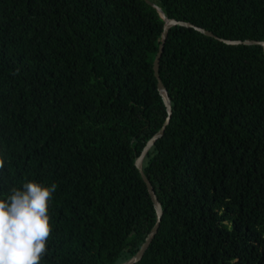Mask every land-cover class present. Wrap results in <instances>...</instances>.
I'll list each match as a JSON object with an SVG mask.
<instances>
[{
  "label": "trees",
  "instance_id": "16d2710c",
  "mask_svg": "<svg viewBox=\"0 0 264 264\" xmlns=\"http://www.w3.org/2000/svg\"><path fill=\"white\" fill-rule=\"evenodd\" d=\"M264 41V0H0V194L58 187L42 264H121L157 215L136 160L168 117L164 21ZM144 160L164 214L137 264H264V50L169 31Z\"/></svg>",
  "mask_w": 264,
  "mask_h": 264
},
{
  "label": "clouds",
  "instance_id": "9594fccd",
  "mask_svg": "<svg viewBox=\"0 0 264 264\" xmlns=\"http://www.w3.org/2000/svg\"><path fill=\"white\" fill-rule=\"evenodd\" d=\"M5 157L0 153V170ZM58 185L27 180L0 194V264H42L52 231L50 204Z\"/></svg>",
  "mask_w": 264,
  "mask_h": 264
},
{
  "label": "water",
  "instance_id": "95a60500",
  "mask_svg": "<svg viewBox=\"0 0 264 264\" xmlns=\"http://www.w3.org/2000/svg\"><path fill=\"white\" fill-rule=\"evenodd\" d=\"M148 4L153 6L158 11L161 18L164 21V28H163V33L161 36V43L159 46V51H158V53L155 57L154 63H153V69H154L155 77L157 79L158 91H159V94L162 97V100H163L164 105L166 107L168 117L165 121L163 128L147 143L146 147H144L142 153L140 154V156L136 160V167L139 169V171L141 173L143 181L145 182V184L147 186L149 195L151 197L152 203H153L154 208L156 210V215H157L156 223L153 226V228L151 229L148 236L146 237L145 242L142 244L139 251L132 258H130L128 261L123 262L121 264H137L138 262H140L142 260L146 251L148 250L149 246L151 245V243L153 242L154 238L156 237V235L159 231L161 221H162V217L164 214L162 205H161V203L157 197V194L154 190L153 185L151 184L149 178L147 177V175L144 172L143 166H144V160H145L146 156L148 155L149 151L151 150V148L154 147L156 145L157 141L160 140L164 136L166 128L169 126L170 121H171V117H172L171 99L169 97L168 90L166 89L164 82H163L161 75H160V63H161V59H162V56L164 53L165 43H166V40L168 38L169 31L174 27L180 26V27H185V28H189V29H195L196 31H199V32H201L207 36L214 37V38H216L220 41H223L229 45H242V44L243 45H259L264 50V41L250 40V39H247L245 41L222 39V38L216 36L213 32L198 28L191 23L179 22L176 20L168 19L158 6H156L155 4H153L151 2H148Z\"/></svg>",
  "mask_w": 264,
  "mask_h": 264
}]
</instances>
